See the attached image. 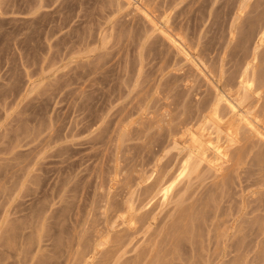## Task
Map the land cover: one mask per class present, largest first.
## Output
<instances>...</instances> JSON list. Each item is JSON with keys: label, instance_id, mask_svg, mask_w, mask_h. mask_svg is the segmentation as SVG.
<instances>
[{"label": "rangeland", "instance_id": "1", "mask_svg": "<svg viewBox=\"0 0 264 264\" xmlns=\"http://www.w3.org/2000/svg\"><path fill=\"white\" fill-rule=\"evenodd\" d=\"M39 1L0 0V264H264V139L225 100L224 166L159 191L187 151L216 160L191 131L217 89L264 129V0H143L206 73L142 0Z\"/></svg>", "mask_w": 264, "mask_h": 264}, {"label": "bare ground", "instance_id": "2", "mask_svg": "<svg viewBox=\"0 0 264 264\" xmlns=\"http://www.w3.org/2000/svg\"><path fill=\"white\" fill-rule=\"evenodd\" d=\"M41 1V0H40ZM39 1V2H40ZM72 1V0H71ZM129 4H134L135 2H137L138 0H126ZM145 1V0H144ZM39 2H38V5H39ZM150 2V1H149ZM248 2H249V0H243L242 1V3H241V6H240V10H241V12H242V10L244 9V8H246L247 7V5H248ZM147 3V2H146ZM146 3H143V0L141 1V2H139L138 4H135L136 6L134 7V8H137V10H139V11H141L147 18H148V21H150L151 22V24H150V27L152 28V26H153V29L154 30H159L160 32H161V34H163V36L166 38V39H168L169 40V42H171V44H173V46H175L176 48H177V50L184 56V58L188 61V62H191V63H194L193 65L194 66H198V69H199V64H198V62H197V60L195 59V57H194V55H195V53L193 54L192 53V51H191V49H190V46H189V44L187 45V42H186V38H184V36H182V34H180V33H177V32H175L174 30H173V28H171V26L169 25V23L167 22V20L166 19H164V20H158V18H157V16H155L154 15V13H153V9L151 10L150 8H149V6H148V4H146ZM41 4H42V2H41ZM44 4V3H43ZM37 5V6H38ZM54 5V4H53ZM62 6V5H61ZM65 6V5H64ZM38 7H40V6H38ZM38 7L36 8V10L38 9ZM42 7V6H41ZM68 7V6H67ZM239 10V11H240ZM34 11H35V7H34ZM138 11V12H139ZM37 12V11H36ZM71 12V11H70ZM45 13V12H44ZM141 13V14H142ZM142 14V15H143ZM41 22V21H40ZM33 23H34V21H33ZM37 23V22H36ZM35 23V24H36ZM264 25V24H263ZM41 29V28H40ZM34 30V29H33ZM235 30V29H234ZM28 31V30H27ZM158 31V32H159ZM150 32V31H149ZM261 34H260V37H259V44L258 45H261V44H263L264 43V29H262V32H260ZM28 34V33H27ZM234 34V31L232 30V35ZM148 35V34H147ZM102 37V36H101ZM22 38V37H21ZM31 39V38H30ZM106 41V40H105ZM102 42V41H101ZM108 44V43H107ZM104 46H105V44H104ZM192 47V46H191ZM259 46H257V48H258ZM106 49V48H105ZM100 54V53H99ZM106 54V53H105ZM101 55V54H100ZM197 56V58H198V60L200 61L201 59H199V57H198V55H196ZM255 56H256V53H255V55H254V60L253 61H255ZM96 62V61H95ZM101 62V61H100ZM200 62H202V61H200ZM196 64V65H195ZM67 66V65H66ZM196 66V67H197ZM202 66V65H201ZM204 66V65H203ZM206 67V66H205ZM204 67V68H205ZM94 68V67H93ZM203 68V67H202ZM204 68L202 69V70H204ZM208 68V67H207ZM206 68V69H207ZM249 68H250V64H249V66H248V68H247V70H246V72H245V74H244V76H243V79H242V81H241V83L243 84V86H244V88H245V91L246 90H248V82H249V79H248V72H249ZM95 69V68H94ZM200 71H202L201 70V67H200V69H199ZM210 70V69H209ZM207 71V70H206ZM204 72H205V70H204ZM92 73V72H91ZM206 73V72H205ZM250 85V84H249ZM216 86V85H215ZM31 87V86H30ZM32 87H33V84H32ZM218 86H216V88H217ZM221 89V88H220ZM216 92H217V98H216V100L214 101V103H213V106H212V108H211V111H210V115H211V119L213 120V125H211V123H210V125L212 126V129L213 130H211L210 132H209V134H208V138L205 140L204 138H203V134H200V133H198L197 131H194V130H192L191 131V139H192V142H193V144L194 145H196V146H198V147H204V146H207V147H209L212 151H213V153L215 154V156H216V160L215 159H213L212 157H211V155H208V154H203V155H201L199 152H197L196 150H194V149H191V150H189V151H187V153H186V155L184 156V158H183V160H182V164L180 165V168L178 169V171L177 172H175L172 176H171V178L169 179V181H167V182H165L166 180L165 179H163V183H162V185H161V188H160V192H161V195H162V198H163V203H166L168 200H169V197L172 195V192H173V189L177 186V184L182 180V179H184L185 177H187L188 175H190V173L194 170V168H197V166L196 165H198L199 163H203V162H205V161H207L209 164H212V165H214L217 169H221L223 166H224V163L226 162V160L229 158V146L234 142H232L229 146H226L225 145V142H221V140H222V138H224V137H222L221 139H220V136H219V133H220V127H221V124L223 123V121H224V118L226 117H224L223 116V114H225L224 112L222 113L221 111H222V108H220V106H222L221 104H222V102H224V101H222V100H225L228 104H229V107L231 108V110H230V108H229V110L230 111H232L234 114H237L238 116H239V119L241 120V121H243L245 124H246V126L247 127H249V129L254 133V134H256V135H258V136H260V137H262L263 139H264V129L261 127V125H260V123L259 122H261V119H260V121L258 122V117L257 118H253L252 116H250L247 112L245 113V112H242L241 111V109L239 108V105L237 104V103H235L233 100H231L232 98H228L227 96H226V94H224L223 92H221L219 89H217L216 90ZM227 92V91H226ZM228 93V92H227ZM246 93V92H245ZM240 94H242V93H240ZM239 94V92H238V95H240ZM242 95H244V94H242ZM243 97V96H242ZM242 97H239L240 99H242ZM233 98H235V100H238L239 98L238 97H233ZM244 98H247V97H245L244 96ZM242 100H244V99H242ZM222 101V102H221ZM245 101V100H244ZM211 102V101H210ZM240 102V101H239ZM211 103V104H212ZM241 103V102H240ZM242 104H243V101H242ZM228 107V106H227ZM209 108L207 107V110H208ZM246 109V108H245ZM248 109H249V107H248ZM247 109V110H248ZM206 110V111H207ZM226 112V111H225ZM232 112H229V114L230 113H232ZM201 113H205L204 111L203 112H201ZM253 113V112H252ZM251 114V113H250ZM228 115V114H227ZM253 115V114H252ZM201 116H203V114L201 115ZM206 116V115H205ZM254 117H255V115H253ZM200 118H202V117H200ZM199 119V117L196 119V120H198ZM238 119V120H239ZM200 120L201 119H199V121H196L194 124H192V125H195L196 123H198V122H200ZM236 120H237V117H236ZM192 121V120H191ZM193 121H195V120H193ZM235 121V120H234ZM241 121H240V125H241ZM209 122V121H208ZM208 122H206L205 124L208 126ZM239 122V121H238ZM262 122H263V120H262ZM261 122V123H262ZM184 123V122H183ZM188 123H191V122H188ZM201 123V122H200ZM208 123V124H207ZM235 123V122H234ZM233 123V125L235 126V124ZM236 124H237V122H236ZM186 125V124H185ZM190 125V124H189ZM191 125V126H192ZM240 125H239V127H240ZM184 126V125H183ZM186 126H188V125H186ZM196 126V125H195ZM199 126V125H198ZM206 126V130H207V128L208 127H210V126H208L207 127ZM233 126V127H234ZM193 127V126H192ZM233 127H232V125H231V127H230V131L231 132H233ZM180 128V127H179ZM188 129H189V126L187 127ZM211 128V127H210ZM235 128V127H234ZM182 129V128H181ZM203 129H205V125L203 126ZM209 129V128H208ZM18 131V130H17ZM180 131H182V130H180ZM187 132L189 131V130H186ZM224 131V130H223ZM229 131V130H228ZM237 131V130H236ZM187 132H185V133H187ZM184 133V134H185ZM183 135V134H182ZM228 135V134H227ZM236 135H238V133H236ZM175 136V135H174ZM75 137V136H74ZM173 137V136H172ZM230 138V137H229ZM234 138V137H233ZM240 138V137H239ZM227 139V138H226ZM231 139V138H230ZM235 139V138H234ZM232 140V139H231ZM241 140V139H240ZM175 141V140H174ZM188 141V140H187ZM227 141V140H226ZM236 141H237V139H236ZM173 143V142H172ZM175 143V142H174ZM184 143H186V145H187V142H184ZM178 144V143H177ZM174 145H176V143L174 144ZM189 145V144H188ZM187 145V146H188ZM178 146H180L179 144H178ZM177 147V146H176ZM185 149V148H184ZM184 149H183V151H184ZM179 150V149H178ZM182 151V152H183ZM211 154V153H210ZM18 156V155H17ZM19 158H21V157H19ZM11 161V160H10ZM12 162V161H11ZM19 162V161H18ZM17 162V164H19ZM10 163V162H9ZM23 163V162H22ZM206 163V162H205ZM4 164V163H3ZM2 164V165H3ZM13 164H15V163H13ZM207 164V163H206ZM12 165V164H11ZM25 165H27V164H25ZM201 165V164H200ZM4 166V165H3ZM2 166V167H3ZM6 166V165H5ZM15 166V165H14ZM19 166H20V164H19ZM37 166V165H36ZM35 166V167H36ZM196 166V167H195ZM17 167H18V165H17ZM16 167V168H17ZM21 167H24L23 166V164H22V166ZM199 165H198V169H199ZM4 168V167H3ZM28 168V167H27ZM30 168V167H29ZM15 169V168H14ZM7 170V169H6ZM9 171V170H8ZM21 171H23L22 170V168H21ZM27 171V170H26ZM35 171H36V169H35ZM3 172V171H2ZM10 172V171H9ZM217 172H219V171H217ZM14 173H15V170H14ZM4 174H6L7 175V173H5L4 172ZM9 175H11V174H9ZM25 175V174H24ZM30 176V175H29ZM31 177V176H30ZM3 178V177H2ZM10 178V177H9ZM21 178H23V177H21ZM29 178V177H28ZM38 178V177H37ZM42 179V178H41ZM22 180V179H21ZM35 180V179H34ZM38 180V179H37ZM20 181V180H19ZM29 181H30V179H29ZM27 183V182H26ZM39 186H40V184H39ZM38 187V186H37ZM23 191V190H22ZM11 193H12V191H11ZM23 194V193H22ZM21 194V195H22ZM13 195V194H12ZM20 197V196H19ZM10 199H11V197H10ZM130 205H131V203H129ZM21 205V204H20ZM14 206V205H13ZM132 206V205H131ZM133 206H134V204H133ZM23 210V209H22ZM17 211V210H16ZM10 212V211H9ZM40 214V213H39ZM11 218V217H10ZM13 219H15V218H13ZM16 219H18V218H16ZM31 219V218H30ZM12 220V219H11ZM23 220V219H22ZM25 220V219H24ZM10 221V220H9ZM16 221V220H15ZM14 221V222H15ZM19 221V220H18ZM12 222V221H11ZM11 224H13V223H11ZM15 224V223H14ZM39 225V224H38ZM7 226H8V224H7ZM18 226V225H17ZM40 228V227H39ZM22 229V228H21ZM6 236V235H5ZM4 236V237H5ZM8 238V237H7ZM11 238V237H10ZM9 239V238H8ZM106 241V240H105ZM5 242V241H4ZM102 242V241H101ZM101 244V243H100ZM103 244V243H102ZM10 245V244H9ZM13 246H14V244H13ZM99 248V247H98ZM3 260H5V259H3Z\"/></svg>", "mask_w": 264, "mask_h": 264}]
</instances>
